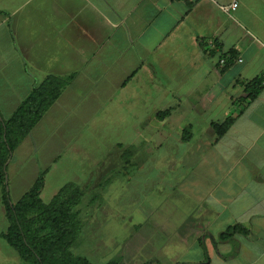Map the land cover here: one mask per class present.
<instances>
[{
	"label": "crops",
	"instance_id": "1",
	"mask_svg": "<svg viewBox=\"0 0 264 264\" xmlns=\"http://www.w3.org/2000/svg\"><path fill=\"white\" fill-rule=\"evenodd\" d=\"M263 74L264 0H0L2 115L46 78L66 80L9 159L11 198L14 186L24 187L18 201L41 172L46 180L73 163L69 154L87 152L95 128L127 121L138 152L160 131L181 148L162 174L177 201L156 225L174 234L160 245L179 249L171 264H264V87L245 99L247 82ZM228 117L219 136L212 124ZM171 120L190 122L191 138ZM133 218L131 227L144 224ZM237 224L247 233L220 239Z\"/></svg>",
	"mask_w": 264,
	"mask_h": 264
},
{
	"label": "rangeland",
	"instance_id": "2",
	"mask_svg": "<svg viewBox=\"0 0 264 264\" xmlns=\"http://www.w3.org/2000/svg\"><path fill=\"white\" fill-rule=\"evenodd\" d=\"M120 122V130L113 124L112 128H95L93 138H88L87 152L69 154L66 159L73 161L72 164L57 165L50 169L46 174L41 197L48 203L63 185L73 181L85 190L81 203L76 207L79 209L82 230L71 251L88 258L91 264H106L111 260H117L121 264H141L145 261L148 264H171L179 256V249H176L174 243L162 249L160 245L166 243V234H174H161L156 225L159 227L160 221L164 220L162 212L167 204L175 206L177 201V195L166 196L167 191L170 192V183L162 174L164 170L167 171L168 164L176 161L181 148L172 144V138L171 143L168 139L167 145V138L161 136L160 131V134L155 133L157 135L148 139V146L144 147L146 153L138 152L137 149L143 143L138 141L136 146L131 144L139 140L140 136H137V131L134 132L133 128H122V124H127V121ZM168 124L174 125V129H183L190 122L171 120ZM117 142L122 144L116 147ZM125 150L129 151L124 153ZM181 151L184 152V148ZM150 154L153 157L146 160ZM132 162L136 165L144 162L145 166L138 168L130 164L131 169L128 163ZM169 172L173 173L175 170ZM8 178L7 171V183ZM18 187L19 190L16 186L13 187V202L17 201L20 191L24 189L23 185ZM2 195L3 189L0 186V264H28L2 237L9 225ZM149 213L152 215L145 224V214ZM132 216L136 222L143 221L144 224L131 227ZM175 221L177 216L172 219V223ZM169 228L173 230L174 226ZM193 252L190 250L189 256Z\"/></svg>",
	"mask_w": 264,
	"mask_h": 264
},
{
	"label": "trees",
	"instance_id": "3",
	"mask_svg": "<svg viewBox=\"0 0 264 264\" xmlns=\"http://www.w3.org/2000/svg\"><path fill=\"white\" fill-rule=\"evenodd\" d=\"M230 54L232 57L235 55L231 50L223 54L222 58L226 59ZM65 84L66 80L61 78L54 76L46 78L34 88L12 117L7 119L0 112V186L3 189L2 199L9 221L2 237L28 264H91L88 258L71 251L82 230L79 209L76 207L81 203L85 190L79 184L66 183L47 203L41 197L45 186V171L39 174L36 182L17 202L12 201L7 183V165L13 152L57 99ZM263 87L264 74L247 82L248 95L245 99L255 98ZM171 111L170 108L165 109L157 112L156 116L158 119H164ZM233 121V117H228L225 121L214 122L212 125L221 136ZM190 128V126L184 128L183 140L191 138ZM127 151L129 150H125L124 153ZM237 232L246 234L247 230L239 224L233 225L220 233V239H231ZM106 264L121 263L111 260Z\"/></svg>",
	"mask_w": 264,
	"mask_h": 264
},
{
	"label": "built area",
	"instance_id": "4",
	"mask_svg": "<svg viewBox=\"0 0 264 264\" xmlns=\"http://www.w3.org/2000/svg\"><path fill=\"white\" fill-rule=\"evenodd\" d=\"M232 6H236V3H233Z\"/></svg>",
	"mask_w": 264,
	"mask_h": 264
}]
</instances>
